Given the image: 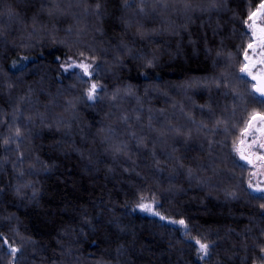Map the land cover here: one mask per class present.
I'll list each match as a JSON object with an SVG mask.
<instances>
[{
  "label": "trees",
  "instance_id": "1",
  "mask_svg": "<svg viewBox=\"0 0 264 264\" xmlns=\"http://www.w3.org/2000/svg\"><path fill=\"white\" fill-rule=\"evenodd\" d=\"M261 3L0 0V264H264L233 148L264 112L240 72Z\"/></svg>",
  "mask_w": 264,
  "mask_h": 264
},
{
  "label": "snow or ice",
  "instance_id": "2",
  "mask_svg": "<svg viewBox=\"0 0 264 264\" xmlns=\"http://www.w3.org/2000/svg\"><path fill=\"white\" fill-rule=\"evenodd\" d=\"M257 13L264 14V3H261L257 9V12L252 13V15L249 16V20H253V24L250 25V27L255 26V20L254 17L257 15ZM260 37H259V44L262 49H264V28L260 29ZM255 35V33H254ZM248 49H252L254 47L253 43L248 44ZM260 55L264 57V51H261ZM245 60L250 61V57L248 55L247 50L244 52ZM261 65H264V59H261L259 61ZM255 63L254 62H249V63H244L242 64L240 68V72L244 74L247 77H250L252 81H256L255 84L252 85L253 91L258 93L260 97H264V67L260 68L257 71H253L255 68ZM77 67H80L85 75H88V69L90 68L89 64L86 63H80L77 65ZM96 90V85L93 84L91 89L88 92V98L91 100L94 98V93ZM264 103V101H261ZM259 123V127H254L256 123ZM255 131V132H260L261 134H264V112H253L250 114L249 119L246 121L245 126L241 129L240 131V139L239 143L244 144L245 139L249 136L250 132ZM252 144H258L259 148L261 150H264V135H262L261 139H257L256 137H253L252 139ZM251 147V145H249ZM233 148L235 151H238L240 153V159L245 160L248 164H253L252 159H250L248 156L245 155L244 150L241 148H237L236 144H233ZM260 161L264 162V155H260L257 157ZM255 166V165H253ZM264 166V165H262ZM249 187L252 188L253 185L251 182H249ZM255 191L258 192H264V188H259L256 187ZM140 207L143 210H151V205H145L141 204ZM261 208L264 209V204L261 205ZM158 214V213H154ZM161 219H164V217H161ZM173 223H179L180 225H185L184 220H179V221H172ZM0 242H6V241H0ZM195 243L199 245L198 251L203 254V256H207L209 253V245L207 243H202L200 240H196ZM18 251L15 247L10 248V252L12 254H15ZM262 252H264V249H262Z\"/></svg>",
  "mask_w": 264,
  "mask_h": 264
},
{
  "label": "rangeland",
  "instance_id": "3",
  "mask_svg": "<svg viewBox=\"0 0 264 264\" xmlns=\"http://www.w3.org/2000/svg\"><path fill=\"white\" fill-rule=\"evenodd\" d=\"M254 20H255V26L254 27H250V25L253 24V20H250V22L248 24V29L251 32L254 40L257 39V42H255L253 40L254 41V42H252L254 44V47L252 48L253 50H251L250 52H248V55H249V57L251 59H250V61H246V63L254 62L256 66L253 69V71L255 72V71L259 70L260 68L264 67V65H261L259 63V61L261 59H264V57H262L260 55L261 51H264V49H262L260 47V44H259V37L261 35L260 29L261 28H264V23L260 19L254 18ZM254 33H255V35H254ZM80 63H86V64H88L85 61H76V60L70 59L67 63L64 64L63 69H64L65 72L72 71V70H80V71H82L84 73V71L80 67H77V65L80 64ZM88 72H89V74L87 76L91 77V75H92V73H91V66L88 69ZM254 127H259V123L257 122L254 125ZM262 135H264V134H261L260 132L252 131V132H250L249 136L245 139V143L244 144H241L242 147H243V149H244V147H247L248 149H250V151L253 153V156H254V165L255 166H253L252 173H251V179H250V182L253 185L252 188L254 190L256 189V187L264 188V166H262V165H264V162H262L259 159H257L258 156L264 155V150H261L259 148L258 144H252L253 137H256L259 140V139L262 138ZM249 145H251V147H249ZM245 155H247V154L245 153ZM141 204L151 205V210H143L140 207ZM136 210H138V211H140L142 213L151 214V215H153L154 213H156L154 203L148 202V201L141 202L136 207ZM165 220L167 222H169V223H173L172 221H170L168 219H164V221Z\"/></svg>",
  "mask_w": 264,
  "mask_h": 264
},
{
  "label": "water",
  "instance_id": "4",
  "mask_svg": "<svg viewBox=\"0 0 264 264\" xmlns=\"http://www.w3.org/2000/svg\"><path fill=\"white\" fill-rule=\"evenodd\" d=\"M257 94H258V93H257ZM258 95H259V94H258ZM239 148L243 149L242 145H240ZM247 152H248V151H247ZM246 156H248V157H249L250 159H252V161H253V164H250V165H254V156H253V153H249V152H248V154H247ZM242 161L246 162L245 160H242Z\"/></svg>",
  "mask_w": 264,
  "mask_h": 264
},
{
  "label": "flooded vegetation",
  "instance_id": "5",
  "mask_svg": "<svg viewBox=\"0 0 264 264\" xmlns=\"http://www.w3.org/2000/svg\"><path fill=\"white\" fill-rule=\"evenodd\" d=\"M245 148H246V149H245ZM247 149H248L247 147H244V149H243V150H244V153L248 154L247 151H249V153H252V152L250 151V149H248V150H247Z\"/></svg>",
  "mask_w": 264,
  "mask_h": 264
}]
</instances>
